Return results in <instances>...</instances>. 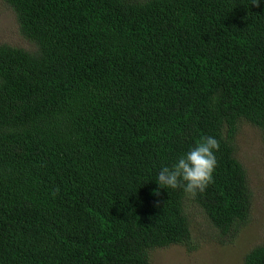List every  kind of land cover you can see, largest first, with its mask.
Wrapping results in <instances>:
<instances>
[{
    "label": "trees",
    "instance_id": "obj_1",
    "mask_svg": "<svg viewBox=\"0 0 264 264\" xmlns=\"http://www.w3.org/2000/svg\"><path fill=\"white\" fill-rule=\"evenodd\" d=\"M4 2L34 49L0 44V264H150L192 248L190 205L231 244L252 210L239 123L264 135V0ZM205 136L214 183L161 188Z\"/></svg>",
    "mask_w": 264,
    "mask_h": 264
},
{
    "label": "rangeland",
    "instance_id": "obj_2",
    "mask_svg": "<svg viewBox=\"0 0 264 264\" xmlns=\"http://www.w3.org/2000/svg\"><path fill=\"white\" fill-rule=\"evenodd\" d=\"M145 1V0H142ZM0 44L34 49L20 33L14 12L0 0ZM236 157L247 172L252 194V210L248 224L228 245L217 241V232L197 207L190 205L187 214L193 237L192 248L174 245L150 252V264H243L246 255L264 244V135L246 121L239 123Z\"/></svg>",
    "mask_w": 264,
    "mask_h": 264
},
{
    "label": "clouds",
    "instance_id": "obj_3",
    "mask_svg": "<svg viewBox=\"0 0 264 264\" xmlns=\"http://www.w3.org/2000/svg\"><path fill=\"white\" fill-rule=\"evenodd\" d=\"M252 5L260 7V0H252ZM219 149L220 142L215 137H202L171 167H161L157 184L161 188L182 189L192 197L205 192L207 187L214 183L213 174L218 164L215 153ZM58 191L57 188L53 195Z\"/></svg>",
    "mask_w": 264,
    "mask_h": 264
}]
</instances>
